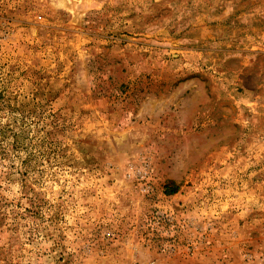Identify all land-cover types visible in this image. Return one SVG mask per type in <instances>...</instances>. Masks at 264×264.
I'll return each instance as SVG.
<instances>
[{
	"label": "rangeland",
	"instance_id": "rangeland-1",
	"mask_svg": "<svg viewBox=\"0 0 264 264\" xmlns=\"http://www.w3.org/2000/svg\"><path fill=\"white\" fill-rule=\"evenodd\" d=\"M0 264H264V0H0Z\"/></svg>",
	"mask_w": 264,
	"mask_h": 264
},
{
	"label": "trees",
	"instance_id": "trees-1",
	"mask_svg": "<svg viewBox=\"0 0 264 264\" xmlns=\"http://www.w3.org/2000/svg\"><path fill=\"white\" fill-rule=\"evenodd\" d=\"M169 192L171 193V194H173V193H175L176 192V190H169Z\"/></svg>",
	"mask_w": 264,
	"mask_h": 264
}]
</instances>
